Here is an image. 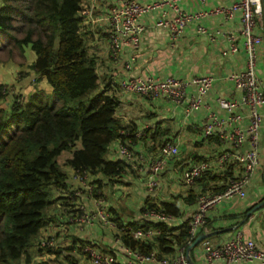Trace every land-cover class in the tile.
Listing matches in <instances>:
<instances>
[{"label": "crops", "instance_id": "obj_1", "mask_svg": "<svg viewBox=\"0 0 264 264\" xmlns=\"http://www.w3.org/2000/svg\"><path fill=\"white\" fill-rule=\"evenodd\" d=\"M140 3L157 0H136ZM236 0H177L179 7L188 12L207 11L217 6H229ZM117 0H81L80 34L88 52L97 60L99 84L96 89L106 87L107 93L116 96L118 104L115 115L123 125L138 134L128 141L133 153L132 159L125 160L130 165L124 166L119 175L112 181L104 180L98 190L106 203L107 210L112 218L123 222H136L143 225L148 220H157L149 212L154 210L149 205L162 207L163 202L174 203L179 213L169 215L164 219L172 227L167 234L173 236L180 233L183 223H188L196 205L197 195L201 190L222 189L228 180L243 173V166L236 162H229L225 166L217 164V157L223 151L233 150L227 142L220 137L221 131L231 126L223 125L214 128L213 133L204 135L202 126L211 114L225 118L233 111L243 114L242 119L235 125L244 126L248 120L247 107L241 104L236 110H228L219 105L217 99L241 100L243 92L235 87L233 81L227 77L232 72L239 71L245 66V50L241 28V10H233L230 16L224 13H208L192 19L184 27L183 32L174 43L170 41L168 32L156 25V20L162 10L169 14V6L163 5L143 14L138 22L144 25L138 48L131 44H124L116 58L108 53V12ZM262 5V24H257L256 32L264 37V0ZM205 28L204 33L198 27ZM233 32L236 36V50H230L228 34ZM213 39H211V37ZM134 55L129 69L124 68V62ZM34 52L33 58L34 60ZM31 61V62H32ZM30 70L34 72L31 68ZM255 73L260 82V89L264 94V42L259 47ZM189 79L197 75H212L213 83L203 95L198 108L189 114L185 113L186 100L174 103L165 98L150 99L139 93L123 92L118 87V80L125 76H166ZM35 89L51 91V86L45 79ZM194 91L190 86L187 93ZM262 121L259 130V145L264 161V103L259 106ZM146 125H151L149 128ZM172 142L178 146V153L168 159L161 172L159 183L155 187H148L149 158L155 155L161 144ZM81 140L75 141L74 147H80ZM118 141L115 139L109 146V157L117 159L122 157L118 151ZM72 149L62 150L57 161L67 173L65 188L54 190L55 201L47 209L53 219L40 229L39 237L52 236L61 247L74 245L80 239L85 243L95 245L99 250L114 252L115 261L119 264H129L128 254L120 244L114 240L115 232L107 225L93 220L92 223L81 222L77 219L80 211L78 202L84 201L88 208L93 207L94 198L86 197L83 190L80 194L75 192L83 189L75 175L73 167L67 163L71 157ZM199 161H208V170L196 179L194 184L186 185L183 181V171ZM263 165L244 184L245 194L242 197L233 196L223 199L214 210L207 214L206 222L197 229L196 234L188 243L198 236H205L191 247L189 254L193 264H209L206 260L203 244L205 241L218 245L233 237L235 230H240L244 239L253 240L257 246L264 250V178ZM73 191V193H72ZM261 204V205H259ZM255 208L250 212L251 208ZM156 211V210H155ZM156 228V227H152ZM158 232L142 238L158 250ZM185 253L187 254V247ZM181 247L173 242L172 252H160L161 255H174ZM77 250L76 246L72 249ZM113 255V254H112ZM45 256L47 258H45ZM55 257V258H53ZM76 257L81 254L76 252ZM83 258V257H82ZM34 260L47 259L53 264L64 263L60 256L48 254L38 249L33 254ZM23 262V260H21ZM22 262L20 264H22ZM231 264H262L259 261L233 262Z\"/></svg>", "mask_w": 264, "mask_h": 264}, {"label": "trees", "instance_id": "obj_2", "mask_svg": "<svg viewBox=\"0 0 264 264\" xmlns=\"http://www.w3.org/2000/svg\"><path fill=\"white\" fill-rule=\"evenodd\" d=\"M81 9V0H4L0 5V46L17 47L21 53L29 46L35 55L30 68L38 74L37 80L45 79L51 86L50 92L35 89L25 101L7 106L5 84L0 82V264L21 260L22 264H53L34 260L33 254L40 229L53 219L47 209L55 201L54 190L66 186L67 173L57 161L62 150L72 149L67 163L74 171L88 174L97 197L102 196L98 188L103 185L97 174L112 181L125 165L131 166L123 157H109L115 139L127 141L136 134L115 115L118 100L107 93V86L96 91L97 60L80 34ZM12 20L19 23L14 25ZM5 38L7 42L2 41ZM78 139L81 146L74 147ZM152 207L165 215L179 213L171 202L148 209ZM112 219L125 227L159 228V255L172 252L173 242L185 250L191 239L188 223L171 237L167 232L172 227L164 219L143 225ZM120 238L123 245L139 252L155 249L128 231ZM86 243L78 239L73 246L39 251L56 256L66 252L69 263L77 264V250L72 249Z\"/></svg>", "mask_w": 264, "mask_h": 264}, {"label": "built area", "instance_id": "obj_3", "mask_svg": "<svg viewBox=\"0 0 264 264\" xmlns=\"http://www.w3.org/2000/svg\"><path fill=\"white\" fill-rule=\"evenodd\" d=\"M205 1V0H201ZM163 5L170 7L172 14L162 10L156 20V25L167 30L170 41L175 42L180 38L184 27L192 19L208 13H224L230 16L235 9L241 10V28L240 33L243 36V45L245 50V66L243 69L232 72L228 79L233 81L235 87L243 92L242 99H226L219 97V105L228 110H236L241 104L247 107V124L244 126L235 125V122L242 119L243 114L239 111H233L227 117L222 118L216 114H211L202 126L204 135H210L217 126H231L226 131H221L220 137L227 142L233 150L223 151L217 157V164L225 166L229 162H236L243 166V173L232 177L224 188L215 190H201L197 195L196 208L188 221L189 235L192 239L196 231L206 222L207 214L214 210L223 199L233 196L242 197L245 194L244 184L263 165V153L259 145V130L262 121V113L259 106L264 103V94L260 89V82L255 73L257 65L259 47L264 42V37L256 32L257 24H262V5L261 0H236L229 6H217L207 11L188 12L182 10L177 0H157L153 2L140 3L136 0H117L116 4L110 7L108 12L109 30H108V53L112 58H116L124 44H131L133 48H138L140 37L144 31V25L138 22V18L143 14L160 8ZM200 33L206 30L203 26L198 27ZM213 39L212 36H210ZM235 34L230 32L228 39L230 50H236ZM135 56L131 55L124 62V68L129 69ZM214 77L212 75H197L189 79L166 76H125L118 80V87L121 91L127 93H139L150 99L165 98L174 103L186 100L185 113L189 114L192 110L199 107L203 95L209 90ZM192 86L194 91L190 94L187 89ZM151 125H146L149 128ZM123 133H129L122 130ZM138 134V132H135ZM118 151L122 157L132 159L133 153L129 148L128 141H122L117 138ZM178 153V146L172 142L163 143L158 152L149 158V177L147 179L148 187H155L159 183L161 172L169 158ZM210 163L208 161H199L186 168L183 173V181L186 185H192L202 174H204ZM75 175L79 179L83 189L79 188L75 193L80 194L83 190L86 197L94 198L93 207L88 208L84 201H79L77 209L80 211L77 219L81 222L92 223L97 220L107 225L115 232L114 240L120 244L123 250L128 254L129 264H190L187 254L182 247H179L174 255H159L157 251L150 250L147 253L139 252L122 244L120 234L130 232L134 238H144L158 232V229L133 228L131 226H121L110 216L106 203L101 196L93 194V184L86 172L81 173L75 170ZM149 214L155 219H166L165 215L159 211L150 210ZM191 239H189L191 241ZM189 241V242H190ZM40 248L57 247L58 242L52 236H45L37 243ZM81 251L87 257L85 263L78 264H115V257L107 252L99 250L95 245L86 243L80 246ZM203 250L206 260L209 264H231L233 262L259 261L264 264V250L250 239H244L240 230H235L232 238L214 245L208 241L203 244ZM80 251V252H81Z\"/></svg>", "mask_w": 264, "mask_h": 264}, {"label": "rangeland", "instance_id": "obj_4", "mask_svg": "<svg viewBox=\"0 0 264 264\" xmlns=\"http://www.w3.org/2000/svg\"><path fill=\"white\" fill-rule=\"evenodd\" d=\"M3 2L4 0H0V5L3 4ZM13 2L16 3V1ZM18 23V21L12 20V24L15 25ZM2 41L7 42V39L5 38ZM9 48L10 45L0 46V82L5 84L6 97L3 102L7 106H10L11 104L14 105L16 102L25 101L24 98L30 95L34 91H32V89L39 86V83L42 81V79L37 80L38 74L30 70V63L33 58V50L29 46H26L21 53L17 47H13V49ZM43 237L44 235L37 239L34 247L35 250L41 249L37 243ZM57 247L59 248L61 245L58 243ZM41 250L44 251L45 249ZM80 251L81 248H77L76 252L81 254V257H78L77 261L78 263H85L87 261V257L85 258L84 256L86 255L84 252ZM59 256L64 260V263L61 262L60 264H70V260H67L66 252L61 253ZM45 258L47 257L45 256Z\"/></svg>", "mask_w": 264, "mask_h": 264}, {"label": "water", "instance_id": "obj_5", "mask_svg": "<svg viewBox=\"0 0 264 264\" xmlns=\"http://www.w3.org/2000/svg\"><path fill=\"white\" fill-rule=\"evenodd\" d=\"M262 174H263V178H264V161H263V170H262ZM261 205V204H259ZM258 206H255L254 208H251L250 209V212H252L255 208H257ZM205 235L204 234H198V236H196L192 242L188 245L187 247V258L190 262V264H193L192 260H191V257H190V254H189V250L191 249V247H193L194 245L197 244L198 241H200Z\"/></svg>", "mask_w": 264, "mask_h": 264}]
</instances>
